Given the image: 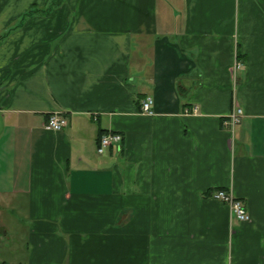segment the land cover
Returning a JSON list of instances; mask_svg holds the SVG:
<instances>
[{
    "label": "crops",
    "instance_id": "1",
    "mask_svg": "<svg viewBox=\"0 0 264 264\" xmlns=\"http://www.w3.org/2000/svg\"><path fill=\"white\" fill-rule=\"evenodd\" d=\"M0 264H264V0H0Z\"/></svg>",
    "mask_w": 264,
    "mask_h": 264
},
{
    "label": "built area",
    "instance_id": "2",
    "mask_svg": "<svg viewBox=\"0 0 264 264\" xmlns=\"http://www.w3.org/2000/svg\"><path fill=\"white\" fill-rule=\"evenodd\" d=\"M236 67L240 68L241 66L238 64V66ZM152 103H153L152 98L148 97L144 99L141 104V111L145 114H152L153 113L151 109ZM242 112L243 110L241 108L234 111L229 118L224 120V124L230 127L236 125L237 123L240 122ZM67 125H68L67 117L59 112L51 113L46 121V126L55 131L62 130ZM122 138L123 136L119 132L109 131L102 134L99 137L98 152L103 153L105 149L112 144H120ZM211 196L214 199L219 200L224 204H226L230 208L232 213L235 214L238 220L246 221L250 219V214L246 208L244 201L238 198L232 190L217 189L212 192Z\"/></svg>",
    "mask_w": 264,
    "mask_h": 264
},
{
    "label": "trees",
    "instance_id": "3",
    "mask_svg": "<svg viewBox=\"0 0 264 264\" xmlns=\"http://www.w3.org/2000/svg\"><path fill=\"white\" fill-rule=\"evenodd\" d=\"M32 11H34V9H30L28 12H26L27 14L31 13ZM106 133V130L104 129H100L99 135L101 136L102 134Z\"/></svg>",
    "mask_w": 264,
    "mask_h": 264
}]
</instances>
